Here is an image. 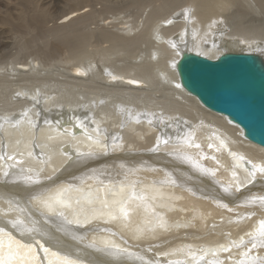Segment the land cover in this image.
Returning <instances> with one entry per match:
<instances>
[{"label": "bare ground", "instance_id": "1", "mask_svg": "<svg viewBox=\"0 0 264 264\" xmlns=\"http://www.w3.org/2000/svg\"><path fill=\"white\" fill-rule=\"evenodd\" d=\"M174 2L136 19L125 12L101 19L75 38L77 45L102 38L86 61L70 55L53 69L37 56L0 65V227L8 233L0 235V257L15 255L11 264L264 260V248L251 243L264 220L256 199L264 174L250 175L253 164L264 165V147L191 96L176 69L187 51L264 57V0ZM87 7L60 23L86 20ZM238 14L257 19L236 27ZM147 27L150 47L135 64L111 60L148 43ZM40 193L58 197L53 212ZM17 218L24 230L6 224Z\"/></svg>", "mask_w": 264, "mask_h": 264}, {"label": "rangeland", "instance_id": "2", "mask_svg": "<svg viewBox=\"0 0 264 264\" xmlns=\"http://www.w3.org/2000/svg\"><path fill=\"white\" fill-rule=\"evenodd\" d=\"M169 1L172 2V0ZM175 1L176 3L174 2V5H182L180 4L182 0ZM150 2L154 3L148 4V0H0V65L6 62L9 63L14 59L22 62H29L32 58L37 56L38 58L40 57L43 62L45 61L47 65L54 64L53 69H56L57 63L60 65L59 61H63L67 57L70 58V55L77 56L76 59H81L82 56V59L86 61L90 55L89 53L94 50L93 46L102 44V38H98L97 35V37L94 38L96 41L90 42L89 40H83L80 45H77L75 43V38L77 36H81V33L85 35L89 34V32H91L89 30H94L97 26H102L104 22H102L101 19H106V21L109 22L112 21L113 18L124 15V12L134 16V19H136L143 15V11H151L153 13L154 8H160L161 5L165 4V0H150ZM86 6L89 7H87V12H85L91 14L86 20L74 24V27L69 25L73 23V18L70 21H66V23H60L62 17L69 14H71L69 16L72 17V14H74L72 12L76 11V9L85 8ZM237 9L238 8H235L234 10L236 11ZM165 11L166 9H162L157 12L165 14ZM182 11L184 14L187 13L186 9H182ZM178 12L173 13L170 18L177 17ZM86 13H83V15ZM80 15H82V13ZM155 18H158V14L156 13L150 19L152 20ZM234 19V25L237 27L240 23L244 25L248 22L255 23L256 20L254 19L257 18L255 15L254 17L253 15L244 17L238 14ZM174 20L177 19H173V21ZM148 27L146 28L148 30H145L144 33L146 35L141 39L148 41V43L146 42L147 44L139 42L141 44L138 43L139 45L130 46L129 52L126 51L127 54L125 53V56L129 54L128 57L124 55H115L113 57L111 56V60L117 61L121 59V61H125L123 63L126 67L132 65L131 61L132 63L134 62L133 58L137 53L139 54V50L146 51L148 47H150L151 38H148L149 40L146 38L149 37L147 36L149 35L147 32L150 29ZM65 36L67 40H61ZM108 45H113V43L103 44L102 46L107 47ZM75 46L77 47L75 48ZM141 47H143V49ZM129 56H131V58ZM114 57L116 60L113 59ZM133 64H135V62ZM170 105L175 106L171 102Z\"/></svg>", "mask_w": 264, "mask_h": 264}, {"label": "water", "instance_id": "3", "mask_svg": "<svg viewBox=\"0 0 264 264\" xmlns=\"http://www.w3.org/2000/svg\"><path fill=\"white\" fill-rule=\"evenodd\" d=\"M181 86L208 110L235 123L264 147V57L226 52L211 59L185 52L176 64Z\"/></svg>", "mask_w": 264, "mask_h": 264}, {"label": "snow or ice", "instance_id": "4", "mask_svg": "<svg viewBox=\"0 0 264 264\" xmlns=\"http://www.w3.org/2000/svg\"><path fill=\"white\" fill-rule=\"evenodd\" d=\"M169 141L168 139H163V143L164 144H167ZM190 146H195V147H199V145H191ZM159 147H160V144L158 143L155 147V149H153L154 151H158L159 150ZM0 158H3V157H0ZM11 159V157H9ZM257 172H260L261 174H264V165H255L253 164L251 166V172H250V175L251 177L254 179L255 176H256V173ZM38 182V181H37ZM224 191H229L227 188L224 189ZM44 197V194L43 193H40L36 199L39 200L42 205L49 211V212H53L55 210L54 208V205L56 203H59L60 201L58 200V197L57 196H48L47 198H43ZM260 205L264 206V196H259L256 198ZM60 215L62 216L63 213H60ZM6 224H10L11 227L13 229H21V230H24V222L20 219H15V220H9L6 222ZM28 231H35V229H26ZM0 235H8L7 231H6V228L5 227H0ZM251 235V234H250ZM9 240L11 241V237H9ZM17 247L18 248H24V247H27L29 249V251L31 250V245H21L19 243V241H16L15 242ZM251 243H252V247H256L257 244L261 247V248H264V220H261L260 223H259V232H258V236H252V240H251ZM10 247H11V244H10ZM45 252L48 251L47 248L44 249ZM114 254H119V252H116ZM245 255L247 256V253H245ZM15 255H10L9 258L7 259H3L2 257H0V264H11L12 260L15 259ZM64 264H72L71 261H68V260H65ZM147 264V262H146ZM241 264H244L243 261H241ZM250 264H264V260H260V261H257L255 259H253Z\"/></svg>", "mask_w": 264, "mask_h": 264}]
</instances>
